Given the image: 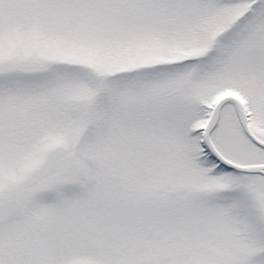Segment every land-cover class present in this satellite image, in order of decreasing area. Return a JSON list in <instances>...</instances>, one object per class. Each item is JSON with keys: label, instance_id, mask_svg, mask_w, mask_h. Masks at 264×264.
<instances>
[{"label": "snow or ice", "instance_id": "snow-or-ice-1", "mask_svg": "<svg viewBox=\"0 0 264 264\" xmlns=\"http://www.w3.org/2000/svg\"><path fill=\"white\" fill-rule=\"evenodd\" d=\"M0 264H264V0H0Z\"/></svg>", "mask_w": 264, "mask_h": 264}]
</instances>
